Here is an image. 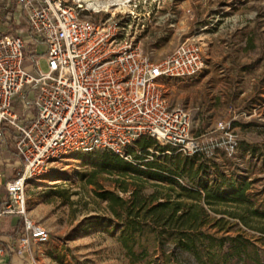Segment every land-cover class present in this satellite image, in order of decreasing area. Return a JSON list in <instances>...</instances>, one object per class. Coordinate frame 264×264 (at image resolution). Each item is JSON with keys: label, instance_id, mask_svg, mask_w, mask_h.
I'll list each match as a JSON object with an SVG mask.
<instances>
[{"label": "built area", "instance_id": "obj_1", "mask_svg": "<svg viewBox=\"0 0 264 264\" xmlns=\"http://www.w3.org/2000/svg\"><path fill=\"white\" fill-rule=\"evenodd\" d=\"M18 5L11 30L0 25V141L10 127L21 166L5 183L0 219L23 218L16 241L30 251L32 243L47 242L49 232L26 217L25 188L70 153L101 148L127 159L128 147L143 136L186 155L204 151L191 135L190 112L166 98L162 81L192 80L205 62L199 46L187 43L154 61L122 12L97 18L94 5L70 0H18ZM41 56L46 71L39 67ZM17 97L23 115L35 110L30 119L16 111Z\"/></svg>", "mask_w": 264, "mask_h": 264}, {"label": "rangeland", "instance_id": "obj_2", "mask_svg": "<svg viewBox=\"0 0 264 264\" xmlns=\"http://www.w3.org/2000/svg\"><path fill=\"white\" fill-rule=\"evenodd\" d=\"M91 7L94 5L100 12L97 18H104L108 12L125 13L129 16L131 30L136 42L144 52L158 61L171 54L175 48L185 43L190 36L187 26L194 17H210V14L223 17V24L237 22L246 27L253 26L254 47L249 51L237 52L232 55L233 61L211 63L212 82L220 84L219 88L205 87L189 90L190 104L196 110V116L208 119L214 116L215 124L205 121L202 124L192 123L191 135L197 139L204 151L212 152L214 162L220 169L229 173L234 171L238 176L245 175L249 166L250 179H254L253 191L264 189V158L244 154L239 143L245 141L256 147V154L264 152V0H70ZM179 20V23L177 19ZM40 45L39 53L44 50ZM29 54V51H26ZM222 56V54H220ZM31 59L25 60V65L31 64ZM39 67L47 70L44 57L39 58ZM31 73L37 74L36 69ZM174 79L162 81L164 94H170L173 99L186 93L180 89ZM175 86L173 90L172 87ZM211 88V87H210ZM185 101V100H184ZM172 102V101H171ZM176 102V101H173ZM179 105H184L181 100ZM214 109V110H213ZM191 116V114H190ZM218 123H222L223 129ZM10 134L5 132L0 141V199L6 196L4 182L15 177L21 166L19 156L5 157L6 141ZM160 147H169L155 140ZM9 147L14 143L9 142ZM154 148V147H153ZM130 156L126 161L137 163L138 156H144L143 161H156L162 153L150 149L151 155H143L134 144L128 147ZM106 149H96L85 153L76 151L52 166L51 173L28 182L25 188V215L28 219L42 225L49 232V239L43 244L35 245L33 260L36 264H199L194 255L178 249L173 240L166 238L159 226L154 227L156 238L144 233L142 241L147 243L148 254L137 261L127 255L119 237L125 231V217L132 191L142 186L143 194L156 191L158 201L165 197L166 185L157 180L137 178L135 176H120L117 173L95 172V159L99 152ZM171 153L166 151V154ZM154 155V156H153ZM5 158V159H4ZM212 164V162H209ZM5 182V183H6ZM185 185V182L179 180ZM4 184V186H3ZM126 185V189L123 186ZM3 186V187H2ZM4 188V189H3ZM110 191L120 197L123 206L113 204L118 215L110 207V201L98 196L100 192ZM264 197V192L263 196ZM261 198V196H259ZM157 203V202H155ZM17 216V215H16ZM212 212L202 230L222 235L243 234L258 248L262 260L264 250V235L251 230H241L232 226L228 233L217 232L211 228ZM11 217V216H7ZM218 217V216H216ZM5 218L0 219V228L5 226ZM20 230V229H19ZM18 230V231H19ZM17 231V233H18ZM16 233V234H17ZM260 238V239H258ZM249 257L254 258L251 246L247 247ZM213 253V252H212ZM207 264H221L216 254L205 256ZM230 264H242L233 261ZM249 264H252L251 262Z\"/></svg>", "mask_w": 264, "mask_h": 264}, {"label": "trees", "instance_id": "obj_3", "mask_svg": "<svg viewBox=\"0 0 264 264\" xmlns=\"http://www.w3.org/2000/svg\"><path fill=\"white\" fill-rule=\"evenodd\" d=\"M20 11L18 0H0V25L11 30ZM5 132L10 137L5 142L3 155L15 157V147H9V142L14 143L13 130L5 127L3 135ZM135 145L143 155H151L150 149H155L162 155L156 161H143L146 157L138 156V162L132 163L108 150L99 152L94 163L95 172L144 177L166 185L162 201H158L156 191L146 195L142 193V186L136 187L132 191V199L124 208L127 213L123 223L125 231L119 241L132 261L142 259L148 254V245L142 241L143 234L150 233L152 238H156L154 227L159 226L166 238L173 240L178 249L194 255L199 264H207L202 253L206 257L216 254L221 259V264H230L237 260L242 264H264L259 258L256 245L243 234L217 237L202 230L209 218V212H212L218 217L212 218L210 227L216 228L217 232L228 233L235 225L239 231L245 229L264 235V189L253 191L255 180L250 179L252 172L249 166L246 167L245 175L238 176L234 171L227 173L220 169L219 164L214 162V157L206 151L186 155L173 147H160L155 139L146 136L139 138ZM239 148L255 159L259 156L264 158V152L257 155L256 147L245 141L239 143ZM166 151L171 153L166 154ZM179 180L185 182V185ZM126 188L124 185L123 189ZM98 196L110 201L111 210L118 215L113 204L123 206L120 197L110 191L100 192ZM229 223L232 226L227 227ZM22 226L23 218L20 217L16 229L19 230ZM248 246L252 247L254 258L249 257Z\"/></svg>", "mask_w": 264, "mask_h": 264}, {"label": "crops", "instance_id": "obj_4", "mask_svg": "<svg viewBox=\"0 0 264 264\" xmlns=\"http://www.w3.org/2000/svg\"><path fill=\"white\" fill-rule=\"evenodd\" d=\"M192 22L187 26L189 37L184 40L187 44H197L200 48L201 55L205 62V67L201 73L192 80H178L174 79L175 85L180 89H187L186 93H183L177 98H174L169 94H166V98L173 104L178 103L179 99L181 103H185L183 106L190 112L192 123L202 124L205 121L210 124H215L218 120L214 116L208 119H201L196 116L197 108H194L186 98L189 96V90H197L205 87L206 83L210 90L212 87H218L220 84L212 82L211 63L220 61H233L232 55L237 52L249 51L254 47V32L253 26L246 27L242 23H238L237 20L233 23L230 29L223 24V17H218L216 14H210V17H194L190 16ZM179 18L177 19L179 23ZM222 54V56L220 55ZM211 87V88H210ZM175 86L172 87L173 90ZM185 100V101H184ZM176 101V102H173ZM16 111L22 116L23 119H30L35 113L34 109L23 115L20 98L17 97L14 101ZM214 110V109H213ZM200 112V110H199ZM5 159V158H4ZM6 182V181H5ZM4 182V184H5ZM3 184V185H4ZM5 226L0 228V247L3 248V252L0 253V264H30L33 261V254L35 253L36 243H32L31 250L19 247L16 236L17 229L16 223L20 218L19 215H11V217L4 216ZM22 228V227H21ZM262 261L264 263V250L262 251Z\"/></svg>", "mask_w": 264, "mask_h": 264}, {"label": "bare ground", "instance_id": "obj_5", "mask_svg": "<svg viewBox=\"0 0 264 264\" xmlns=\"http://www.w3.org/2000/svg\"><path fill=\"white\" fill-rule=\"evenodd\" d=\"M114 13V12H113Z\"/></svg>", "mask_w": 264, "mask_h": 264}]
</instances>
